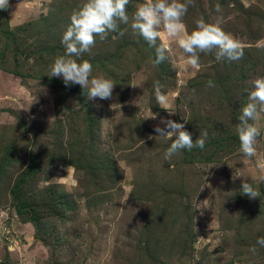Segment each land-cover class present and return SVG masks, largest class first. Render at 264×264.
<instances>
[{"label":"rangeland","instance_id":"374dc122","mask_svg":"<svg viewBox=\"0 0 264 264\" xmlns=\"http://www.w3.org/2000/svg\"><path fill=\"white\" fill-rule=\"evenodd\" d=\"M83 2L9 0L0 10V264H264V114L255 157L235 132L251 80L264 77V0H193L183 17L189 32L219 18L243 47L234 62L200 53L198 68L184 66L161 29L157 43L177 67L154 65L155 48L130 23L97 37L80 59L116 83L110 100L48 76ZM143 2L130 0V19ZM155 81L175 114L156 103ZM161 118L193 141L206 131L204 148L166 161ZM242 174L259 198L241 195Z\"/></svg>","mask_w":264,"mask_h":264},{"label":"clouds","instance_id":"9594fccd","mask_svg":"<svg viewBox=\"0 0 264 264\" xmlns=\"http://www.w3.org/2000/svg\"><path fill=\"white\" fill-rule=\"evenodd\" d=\"M129 3L130 0H84L70 15V23L61 39L64 53L55 57L49 65L48 76L62 78L65 86L79 85L90 100L112 99L116 83L102 74L93 75L92 64L80 57L91 51L97 37L103 41L110 33H117L120 24L129 23L134 32L155 48L154 65H160L169 60L173 68L177 67L169 59L171 48L167 44L157 43L161 37V29L182 50L181 59L184 66L198 68L200 53H213L218 61L234 62L243 58L242 45L222 30L219 18L216 23H207L203 19L197 20L195 28L189 32L183 22V17L193 0H184V2L181 0H144L136 6L131 19L127 11ZM8 7L9 0H0V10H7ZM215 11H221L219 5L215 6ZM119 35L123 36V31H119ZM112 38L116 39L115 36ZM131 86L142 87V84ZM206 86L214 87L215 85L209 80ZM153 88L156 103L169 115L175 114L174 101L161 91L160 82L155 81ZM246 91L247 101L241 106L235 132L238 136L240 152L251 159L256 156L255 145L260 135L258 121L264 114V77L253 78L251 88ZM37 102L38 98L35 95L30 105ZM161 124L164 127L156 125L154 131L158 134L157 136L164 137L171 142L164 152L166 161L181 150L191 151L194 148H204L208 135L206 131L200 133L199 137L193 141L192 133L185 130L183 123L161 118ZM239 177L242 178L241 195H246L249 199L259 198L261 193L249 183L248 177L243 174ZM258 179L264 182V176ZM256 243L264 247V237H257ZM250 251L255 254L257 249L252 247Z\"/></svg>","mask_w":264,"mask_h":264},{"label":"trees","instance_id":"16d2710c","mask_svg":"<svg viewBox=\"0 0 264 264\" xmlns=\"http://www.w3.org/2000/svg\"><path fill=\"white\" fill-rule=\"evenodd\" d=\"M8 149H10L11 147L10 146H8L7 147ZM59 148H57L56 150H58ZM68 149H69V147H68ZM70 149H71V146H70ZM32 166V164H30V167ZM28 169H30V168H28ZM27 171V170H26ZM26 173V172H25ZM24 174V173H23ZM23 174H22V176H23ZM25 175V174H24Z\"/></svg>","mask_w":264,"mask_h":264}]
</instances>
